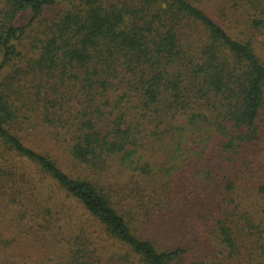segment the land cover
Listing matches in <instances>:
<instances>
[{
    "label": "trees",
    "instance_id": "16d2710c",
    "mask_svg": "<svg viewBox=\"0 0 264 264\" xmlns=\"http://www.w3.org/2000/svg\"><path fill=\"white\" fill-rule=\"evenodd\" d=\"M22 244L264 264V0H0V264Z\"/></svg>",
    "mask_w": 264,
    "mask_h": 264
},
{
    "label": "rangeland",
    "instance_id": "374dc122",
    "mask_svg": "<svg viewBox=\"0 0 264 264\" xmlns=\"http://www.w3.org/2000/svg\"><path fill=\"white\" fill-rule=\"evenodd\" d=\"M26 20L25 16H21L18 21L20 23H23ZM28 39H24L22 41V43L18 46V50L21 54L23 55H27L28 57L31 56L32 54H30L31 49L28 48ZM19 60V59H18ZM32 86L33 83L31 82ZM27 87V84L25 85V88ZM31 92H33V90H30ZM32 120L38 122L35 118L34 115L32 117ZM27 132H30L31 134V139H32V144H35L36 146H39L40 148H43L41 146H44V148H47L49 146V144L51 145V143L48 144V142L45 140L46 138L43 137V130H41L40 128H35L32 125L28 126V130ZM44 144V145H43ZM61 144L60 145H52V150L53 152H60L61 153ZM59 148V149H58ZM246 186V184H245ZM8 186H5L4 188H6ZM247 198H254V197H258L256 195H253L252 193H247L246 194ZM240 196L238 194V197H235L236 201L239 200ZM242 208H245V206H242ZM209 244H207V247H211V250L213 249L215 252L218 251V243L216 242L215 239H210L209 240ZM221 249V248H220ZM102 250L104 251H110L109 247H106V244L104 243V249L102 248ZM54 251L53 247H49V246H44V245H40V244H36L34 247L32 246H26L24 244H22V248H21V253H22V259H26V264H39V260H46V258H48V256L50 254H52ZM112 252V251H110ZM206 253V255H204V257H202L201 259L205 258V256H209V251L207 249H205L204 251ZM264 252V250H263ZM217 260H222L225 259L227 257V253L226 255L223 254L220 256H217ZM200 259H196V264L199 263ZM205 261V263L203 264H208L209 260L208 259H203ZM19 261H23V260H19ZM46 262V261H45ZM43 262V263H45ZM41 263V264H43ZM202 264V263H201Z\"/></svg>",
    "mask_w": 264,
    "mask_h": 264
}]
</instances>
